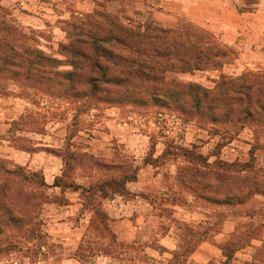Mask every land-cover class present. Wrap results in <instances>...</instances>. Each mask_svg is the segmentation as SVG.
<instances>
[{
	"label": "trees",
	"instance_id": "trees-1",
	"mask_svg": "<svg viewBox=\"0 0 264 264\" xmlns=\"http://www.w3.org/2000/svg\"><path fill=\"white\" fill-rule=\"evenodd\" d=\"M118 3L103 0L91 13L60 20L66 42L59 44L55 55L43 50L38 32L22 26L0 0V96L12 95L10 86L14 85L17 96L33 104L36 96H45L79 104L83 111L101 106L158 107L217 132L238 134L249 129L255 137L250 153L253 160L254 151L264 148L260 140L264 138V70L222 73L212 87L179 81L174 75L221 71L232 50L189 21L162 27L131 16ZM74 134L72 131L69 138ZM10 140L20 149L28 148L21 136L13 135ZM68 149L61 153L65 168L54 184L78 189L80 186L65 177L72 172L70 163L80 155ZM181 151L186 164L177 170V181L182 189L213 208L221 207L218 222L228 213L232 218H248L249 229L261 236L264 226L253 225L261 210L246 203L256 195L264 196V172L251 161L209 165L208 158L193 150ZM89 157L95 164V157ZM3 161L0 159V235L10 226L18 232L27 228L29 234L37 233L43 224L41 210L56 198L49 196V185L41 173L16 165L9 168ZM110 163L98 160L96 165L107 166L109 172L108 165L115 162ZM135 178L134 172L107 173L83 191L120 189ZM97 213L102 226L96 227L103 234L107 230L104 215L100 210ZM238 236L235 233L221 245L222 261L210 264H232L236 252L247 245V239ZM192 239L197 241L189 242L187 251L199 242L197 236Z\"/></svg>",
	"mask_w": 264,
	"mask_h": 264
},
{
	"label": "crops",
	"instance_id": "crops-1",
	"mask_svg": "<svg viewBox=\"0 0 264 264\" xmlns=\"http://www.w3.org/2000/svg\"><path fill=\"white\" fill-rule=\"evenodd\" d=\"M101 1L2 0V5L15 6V17L26 28H45L46 23L45 26L42 23L46 19L54 31L60 33L59 41H64V32L56 23L73 15L91 13ZM117 6H124L133 17L142 21L150 19L162 27H175L186 20L208 31L232 50L234 59L232 64L229 63L232 75H238L245 68L264 69V0H119ZM31 106L30 101L17 95L0 98V159L43 175L49 185V196L56 199L44 205L41 219L52 239L73 252L65 264L219 262L223 257L221 245L236 233L241 218H232L228 213L219 221L221 228L216 233L213 230L216 224L214 208L207 202H199L193 197L185 202L162 201L159 197L166 191L167 175L175 174V163L172 161L171 168L169 164L152 165L147 162L149 158H161L163 147H157L152 153L148 135L134 127L133 118L122 119L121 110L114 108L108 119L109 130L98 131L95 135L79 131L69 138L70 118L62 122L50 121L43 130H28L27 126L21 125L22 120L19 119L30 111L28 107ZM13 135L28 138L30 146L25 149L16 147L10 140ZM69 140L85 146L88 154L107 164L116 159L118 162L126 161L125 167L115 162L108 166L109 172L106 171L107 166H103L100 170L94 168L90 176L84 175L82 168H73L70 182L80 188L55 185L56 179L63 175L65 162L61 153L69 147ZM252 142L247 139L246 146ZM235 145L244 146L243 143ZM70 148L73 151L77 149L74 145ZM222 157L229 162L238 157L243 159L227 150ZM260 158L263 161L264 154ZM95 172L98 178L93 176ZM106 172L115 176L134 172L136 178L127 180L120 189L83 191L99 178H105ZM99 210L111 236L110 240L102 238L95 246L88 243L95 248L89 250V245H85L86 238L93 232V235L99 233L96 227L101 225ZM199 225L206 227L202 241L187 251L188 243L197 241L192 239L188 227ZM263 240L264 229L259 239L246 249L237 251L235 257L245 256L251 261Z\"/></svg>",
	"mask_w": 264,
	"mask_h": 264
},
{
	"label": "rangeland",
	"instance_id": "rangeland-1",
	"mask_svg": "<svg viewBox=\"0 0 264 264\" xmlns=\"http://www.w3.org/2000/svg\"><path fill=\"white\" fill-rule=\"evenodd\" d=\"M5 8L18 21L17 17H15L17 8L15 6L13 8ZM45 23L47 25L45 28L31 29L36 30L40 35L39 39L41 48L48 53L57 55L59 44L66 42V33L64 32L60 22H57V27H60L65 35V40L59 41L60 33H56L54 31V28H52L51 23L49 21L46 22V19L44 20L42 25L45 26ZM24 27L26 28V26ZM228 56L229 57L226 59L227 63L223 66L221 71L206 70L201 72L197 71L193 74H176L174 76L179 81H190V79H192L197 80L193 82L200 83L207 87H212L214 85V81L217 80L222 73L232 75V66H229V63L233 61L234 54L231 53ZM225 67L226 72L224 71ZM247 69L255 70L254 68H245L243 71H241V73ZM241 73H239L238 75H240ZM10 90L12 91V95H17L16 87L14 85L10 86ZM6 96H0V98ZM34 102L35 104L31 103L32 106L28 107L30 111L24 113L23 117L19 119L22 120L21 125L27 126L28 130H43L44 126L50 121L62 122L70 118V133H72L73 131L76 135L79 131H81L86 132L90 135H95L98 133V131H106L110 129V123L108 122V119L110 118V113L114 108H118L121 110L120 116L122 119H126L127 117L133 118L132 122L135 124L134 127L148 135L151 144L150 151L152 153L156 152L157 147H163V155L161 158H158L156 160L149 158L147 159V162H150L152 165L163 166H167V164H169L171 165V168H173L172 165L175 163V174L173 173L171 175H167L166 191L159 197L162 201L168 200L172 203L182 201L185 202L190 200L191 197H193L194 200L198 199L199 202L204 201L201 198H195L187 190H183L177 181V170L181 166H184L186 164V161L182 156L183 151H181V149L193 150L203 158H208L207 164L209 165L229 162L222 157L226 150L232 153V155L234 156H242L241 158L246 155V159L243 158L239 160L238 157L233 161V163L239 162L238 164H249V162L251 161L253 165L260 168V170L264 172V160L262 161L260 158V156L264 154V148L255 150L254 159H251L250 153L255 144V137L253 131L249 129H244L238 134H226L223 132H217L210 127H201L194 122L184 121L178 114L168 109L158 107L140 109L129 107L120 108L115 106H101L83 111L79 109V104H72L66 100L51 97L36 96L34 98ZM25 139L26 142L23 145L25 147H29L30 145L27 141L28 138L25 137ZM247 139L253 140V142L249 146H246ZM260 140L264 142L263 137H260ZM69 142L70 143H68V150L73 151L70 147L71 145H74V147H77V149H74V151H76V153L80 155L77 159H75V161H72L70 163L72 168H82L83 171L81 172H83L84 175H92L95 170L94 168H98V166L96 165L97 161L102 159L95 157L96 163L94 164V161L89 157L94 156L88 154L85 151V146L80 145L76 141H73L72 143L71 140H69ZM235 143H243L244 146H237L235 145ZM84 154L87 156H84ZM172 161H174L173 164ZM114 162L120 163L122 167H125L126 164V161L123 160L118 162L116 159ZM2 163L9 168L15 167L14 164L7 160L3 161ZM129 166L131 167V165ZM76 172L77 171H74V173ZM93 176H95V178L99 177L96 172ZM70 178H72L71 174L66 177V180L70 181ZM100 179L102 178H99V180ZM246 204L253 209L261 210V215L254 219L253 225L257 226L258 224H262L264 226V196L260 194L256 195L252 199L248 200ZM42 211L43 209L41 210V215ZM220 212L221 207H214L213 214L216 224L215 226H213V230L216 233H218L221 228L220 222L216 220V217L220 214ZM240 222V226L238 227L236 233H238L239 236H243V238L247 239L245 241L247 245L241 248L239 251H241L242 249H246L248 246L252 245L254 240H257L259 239V237H261L260 235H258L257 230L254 231L252 228L249 229L247 223L250 222V220L248 218L243 217L241 218ZM42 223L43 224L40 226L39 231L41 233L37 231V233L35 232L34 234H29L27 228H24L21 232H18L15 226H10L9 228H7L6 231L0 235V264H65L66 259H68L69 255H72L73 252L69 251L68 248L63 245V243L54 241L50 234L47 232V228L43 220ZM205 228L206 227L203 225L193 226L192 228L188 227V231L192 236L199 237L200 243L202 241V235L204 234ZM263 229L264 227L262 228V230ZM103 232V234H99L97 231V235H93V232V234H90V236L86 238L85 245H89V250H93L95 248H92V245L90 246V244L88 243H93L95 246L97 243H100V241L104 237L106 240H110V233H108L107 230ZM221 261L222 258L219 260V262ZM244 263L264 264V244L258 247L251 261L246 260L245 256L237 258L234 257L232 264Z\"/></svg>",
	"mask_w": 264,
	"mask_h": 264
}]
</instances>
